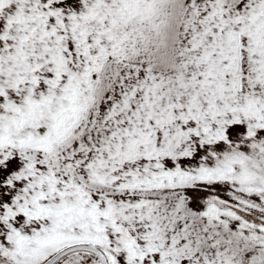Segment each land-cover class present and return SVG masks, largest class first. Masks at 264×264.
<instances>
[{"label": "snow or ice", "instance_id": "6c2138e0", "mask_svg": "<svg viewBox=\"0 0 264 264\" xmlns=\"http://www.w3.org/2000/svg\"><path fill=\"white\" fill-rule=\"evenodd\" d=\"M0 264H264V0H0Z\"/></svg>", "mask_w": 264, "mask_h": 264}]
</instances>
